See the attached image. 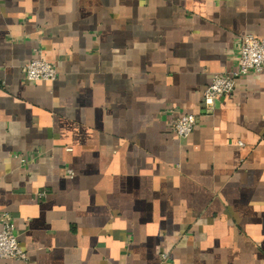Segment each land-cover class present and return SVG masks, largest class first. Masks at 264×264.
Wrapping results in <instances>:
<instances>
[{
	"label": "crops",
	"instance_id": "obj_1",
	"mask_svg": "<svg viewBox=\"0 0 264 264\" xmlns=\"http://www.w3.org/2000/svg\"><path fill=\"white\" fill-rule=\"evenodd\" d=\"M244 34L264 0H0V264H264V69L202 104Z\"/></svg>",
	"mask_w": 264,
	"mask_h": 264
},
{
	"label": "built area",
	"instance_id": "obj_2",
	"mask_svg": "<svg viewBox=\"0 0 264 264\" xmlns=\"http://www.w3.org/2000/svg\"><path fill=\"white\" fill-rule=\"evenodd\" d=\"M264 69V38L244 34L240 38L239 65L232 73L215 74L202 93V104L206 110L214 107L216 99L230 95L239 77L250 72L259 73ZM28 81H54L57 69L53 63L39 56L33 57L23 67ZM193 114H180L173 123V131L178 137H187L195 127ZM71 173V171H69ZM0 259L26 260V253L20 247L14 233L13 222L8 213L0 215Z\"/></svg>",
	"mask_w": 264,
	"mask_h": 264
}]
</instances>
